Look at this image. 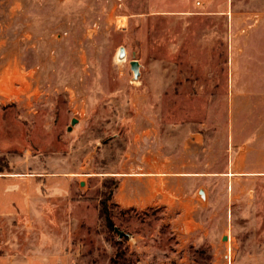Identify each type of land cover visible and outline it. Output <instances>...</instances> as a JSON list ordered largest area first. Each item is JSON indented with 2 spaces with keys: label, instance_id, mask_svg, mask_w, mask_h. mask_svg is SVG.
Instances as JSON below:
<instances>
[{
  "label": "rangeland",
  "instance_id": "obj_1",
  "mask_svg": "<svg viewBox=\"0 0 264 264\" xmlns=\"http://www.w3.org/2000/svg\"><path fill=\"white\" fill-rule=\"evenodd\" d=\"M164 2L0 0V264H264V108L234 109L250 147L232 170L226 40L200 58L216 24ZM186 124L209 137L184 157L202 179L165 207L115 205L119 176L183 151Z\"/></svg>",
  "mask_w": 264,
  "mask_h": 264
},
{
  "label": "crops",
  "instance_id": "obj_2",
  "mask_svg": "<svg viewBox=\"0 0 264 264\" xmlns=\"http://www.w3.org/2000/svg\"><path fill=\"white\" fill-rule=\"evenodd\" d=\"M165 1L162 6L164 11L172 12L180 7L186 8L182 11H191V0ZM194 8L200 13L197 16L199 19L206 22L210 20L216 24L212 28V36L208 32L203 35L202 46L204 47L210 40L213 44L222 38L226 40L227 82L213 89L228 93L230 108L228 120L225 125L216 128L221 133L224 132L227 163L233 170L237 164V157L246 156L247 148L250 147L246 142L238 143L241 128L238 126L239 119L234 109L245 111L253 107L264 108V0H195ZM205 50L204 47V51L200 53L202 59H207ZM203 127L205 130L208 129L207 126ZM175 130L179 133L180 139L185 140L184 150L177 155L162 153L157 155L154 152L143 154L139 163L132 165L131 174L119 176L121 179L113 198L115 205L124 209L141 210L165 207L173 192L183 193L184 184L202 179L194 175L208 171L210 165H203L200 161L189 163L184 157L187 155L186 151L191 148L203 149L206 152L209 137L191 129L187 124ZM166 137L174 138L167 135L164 136L165 140ZM162 142L164 147L169 144L167 141ZM243 170L245 169L242 168L241 171ZM209 197L208 193L207 201Z\"/></svg>",
  "mask_w": 264,
  "mask_h": 264
},
{
  "label": "water",
  "instance_id": "obj_3",
  "mask_svg": "<svg viewBox=\"0 0 264 264\" xmlns=\"http://www.w3.org/2000/svg\"><path fill=\"white\" fill-rule=\"evenodd\" d=\"M140 67H141V65H140V63L138 61H132L131 62V70H132V72L134 74L135 81H137L140 78V75H141V73H140ZM73 123L75 124L76 123V120ZM199 195L203 199H205V192H204V190H200ZM224 240H227V237H225Z\"/></svg>",
  "mask_w": 264,
  "mask_h": 264
},
{
  "label": "bare ground",
  "instance_id": "obj_4",
  "mask_svg": "<svg viewBox=\"0 0 264 264\" xmlns=\"http://www.w3.org/2000/svg\"><path fill=\"white\" fill-rule=\"evenodd\" d=\"M127 25H128V20L126 17H119L116 19V26L118 29H125ZM121 59H124V56H122Z\"/></svg>",
  "mask_w": 264,
  "mask_h": 264
},
{
  "label": "trees",
  "instance_id": "obj_5",
  "mask_svg": "<svg viewBox=\"0 0 264 264\" xmlns=\"http://www.w3.org/2000/svg\"><path fill=\"white\" fill-rule=\"evenodd\" d=\"M118 264H122V263H118Z\"/></svg>",
  "mask_w": 264,
  "mask_h": 264
}]
</instances>
